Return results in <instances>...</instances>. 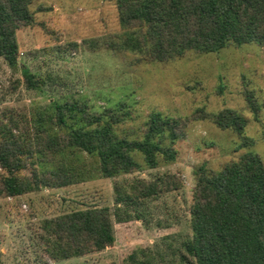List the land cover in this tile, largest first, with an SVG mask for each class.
<instances>
[{"label": "rangeland", "instance_id": "374dc122", "mask_svg": "<svg viewBox=\"0 0 264 264\" xmlns=\"http://www.w3.org/2000/svg\"><path fill=\"white\" fill-rule=\"evenodd\" d=\"M31 9L34 23L17 30L18 65L11 67L0 57V121L14 120L17 133L33 132V119L39 112L52 111L54 101L80 99L94 113L126 102L131 115L118 130L130 138L143 135L153 110L190 117L201 107L209 112L232 108L247 119L245 134L253 142L245 145L233 130L200 119L191 120L184 138L175 143L177 159L157 168L104 177L98 160L81 153L86 180L0 196V264H123L141 248L159 264H180L179 249L191 235L194 170L202 164L219 169L247 151L258 153L264 161V45H229L216 52L190 50L167 61H154L109 47L124 32L116 0H35ZM23 68L42 77L44 84L28 89ZM247 90L261 104L258 116L247 106ZM140 155L136 153L137 158ZM75 159L68 153L46 164L53 167ZM163 173L175 174L179 188L137 210L132 208V213L142 211L144 217L115 222L112 246L62 260L48 255L44 220L93 205L115 209L116 182L154 179Z\"/></svg>", "mask_w": 264, "mask_h": 264}, {"label": "trees", "instance_id": "16d2710c", "mask_svg": "<svg viewBox=\"0 0 264 264\" xmlns=\"http://www.w3.org/2000/svg\"><path fill=\"white\" fill-rule=\"evenodd\" d=\"M34 1L0 0V57L11 67L18 65L17 30L35 21L31 9ZM116 4L124 32L109 47L154 61H167L190 50L216 52L229 45H264V0H116ZM71 45L78 48L77 42ZM23 76L28 89L44 84L42 77L26 68ZM245 94L248 108L258 116L261 104L253 91ZM51 105L52 111L39 112L33 119V132L17 133L14 120L0 121V168L4 171L0 174V196L13 197L43 186L60 187L86 180L81 153L98 160L104 177L174 162L178 156L175 143L184 138L191 120L211 119L218 127L236 132L245 145L253 142L245 134L247 119L232 108L209 112L201 107L190 117L153 110L143 135L130 138L118 130L131 115L124 101L104 113H94L80 99L54 101ZM68 153L76 155L75 161L53 167L46 164ZM27 169L29 173H23ZM194 174L191 235L179 249L180 264H264L262 157L247 151L219 169L202 164ZM177 188L179 181L171 173L116 182L115 209L93 205L44 220L48 255L62 260L112 246L116 241L115 222L144 217V212L132 213V208L137 210ZM123 264L159 262L141 248L130 253Z\"/></svg>", "mask_w": 264, "mask_h": 264}]
</instances>
